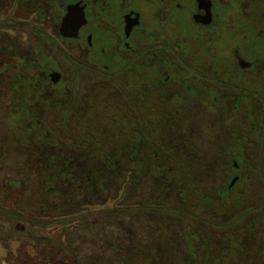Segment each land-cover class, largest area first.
<instances>
[{"label":"flooded vegetation","instance_id":"flooded-vegetation-1","mask_svg":"<svg viewBox=\"0 0 264 264\" xmlns=\"http://www.w3.org/2000/svg\"><path fill=\"white\" fill-rule=\"evenodd\" d=\"M243 1L225 0L218 5L217 0H0V85L11 80V65L14 68L18 65L14 62L23 59L16 43L5 47L6 29L26 31L36 41L30 59L35 78L53 90L63 87L74 92V88L86 87L81 108H65L61 118L62 128L83 130L60 140L48 137L46 130L53 127H43L34 113V104L42 97L32 100L31 95L30 100L24 95L13 102L12 123L35 120L26 130L31 131L33 125L40 130L35 141L51 148L45 153L47 162L59 158L67 172L69 161L94 162L95 171L88 174L85 163L76 164L71 172L77 177L79 192L68 193L72 187L66 178L61 181V198L82 201L81 208L105 205L107 200L100 204L97 199L110 186L123 182L120 193L142 178L163 194L177 193L187 208L157 201L129 205L126 210L135 206L145 211L142 215L163 218L171 214L176 220L195 221L207 214V222L199 225L204 228L174 235L186 242L191 257L186 264H226L230 243L238 248L237 257L252 248L258 264H264V0H247L246 7ZM20 9L28 13V19L16 17ZM16 39L11 37L12 42ZM57 39L65 45V59L71 57L73 74L55 68L47 45ZM90 74L91 83L84 85ZM35 78L31 74L30 83L13 79L11 86L18 94L32 91ZM33 89L38 92L39 84H33ZM54 104L58 107V102ZM101 112H108L109 117H102ZM96 118L95 124L114 126L117 145L105 148L84 133L94 128L91 119ZM28 135L12 147L32 148L24 143ZM166 135L168 144L163 139ZM209 135H213L211 143ZM181 144L191 145L188 155L180 150ZM148 161L159 164L153 167ZM103 162H110L112 168L105 170ZM85 175L91 186L85 184ZM183 176L210 179L208 186L191 189L192 203L183 197L188 190L171 182ZM152 219L161 227L156 238L163 242L170 230L160 218ZM216 226H220L216 228L220 238L212 231ZM213 241L224 242L223 250L211 251ZM143 249L138 252L146 258L142 264H162L169 258L167 246L147 243Z\"/></svg>","mask_w":264,"mask_h":264},{"label":"rangeland","instance_id":"rangeland-1","mask_svg":"<svg viewBox=\"0 0 264 264\" xmlns=\"http://www.w3.org/2000/svg\"><path fill=\"white\" fill-rule=\"evenodd\" d=\"M217 1L218 5L225 3V0ZM243 2L246 7L248 1ZM139 4L143 7V3ZM56 10L52 12L56 13ZM24 12L23 9L22 11L21 9L17 10L16 15L20 16H15L25 19L28 13L25 14ZM145 15L148 17L150 14L145 11ZM4 19L6 20V18ZM5 20L3 25L6 28ZM3 34H5L6 39L5 47L16 43L18 45L17 53L23 59L15 61L14 63L18 65L14 68H12L14 65H11L10 73H8L11 80L4 81L0 85V142L4 144L1 146L2 148L0 147V264H142L146 258L138 255V252H143V247L147 243L157 244L164 248L167 246L170 251L169 258L163 260L162 264H186L191 259L187 256L186 242L175 239L174 235H183L190 232V229L204 228L199 225L201 221L207 222L209 216L206 214L199 221L186 217L176 220L171 214L162 216L163 218L150 213L142 215L141 213L145 211L140 212L136 210L135 206L126 210V206L129 205L155 203L157 201L164 202L169 207L179 205L187 208V206L182 205L177 193L163 194L161 190H154L149 179L142 178L120 193L119 189L123 182H116L109 187L106 195L97 199L101 202L100 204L107 200L108 203L105 205L81 208L82 201L74 199L72 200L74 203L72 201L67 202L55 194L44 196L42 199L37 198L42 187V169L46 161L45 153L48 154L51 148L35 141V135L39 134L40 130H35L34 125L31 131L26 130L30 122L35 123L32 117L20 120V124L12 123L13 102L15 103V100L21 99L24 95L27 96L26 99L30 96V100L31 95L32 100L42 97L34 104V113L40 117L38 121L43 127H49V129L53 127L52 130H46V132L49 131L47 135L50 136L48 137L60 140V137H70L76 134L78 136L83 130L74 127L62 128L61 118H63L65 108L75 110L81 108L86 87L74 88V92L72 90L65 91L63 87L53 90L43 79L35 78V64L33 62L31 65L30 59H32V49L36 41L33 38L31 40L26 31L12 33L5 29ZM247 34L248 32L245 31V35ZM11 37H16L19 40L16 39L12 42ZM47 47L52 52L56 62L55 68L57 67L59 72L75 73V67L71 66V57L67 61L63 56L66 54V50L65 45L60 43V39L52 41ZM74 52L75 50H69L71 54ZM40 73L41 70L36 74ZM31 74L32 79L35 78L32 80V91L22 92L21 90V94L16 93L11 86L13 79L18 80L17 78H19L25 83H30ZM92 78L91 74L85 76L84 85L90 84ZM33 84H39L38 92L34 91ZM56 102H58V107L54 104ZM101 115L102 117H109L108 112L105 114L101 112ZM91 121L94 123V128H86L84 130L86 135L92 136V139L102 143L105 148H112L117 145L113 137L114 126L95 124L98 121L97 118L91 119ZM210 130L212 132L213 129L210 128ZM203 132H206L205 129ZM28 133L30 138L28 143H24L32 148H25L27 146L22 147V149L12 147L14 141H23L25 134ZM169 135L163 137L167 144L169 143ZM212 136L209 135L210 143L213 139ZM170 137L174 138V136ZM180 137L184 141V137L182 135ZM187 141L190 142V140ZM125 142L123 140L121 145H124ZM82 143L80 142L81 145ZM59 145H63L62 141ZM173 145L170 147L173 148ZM213 147L216 145L214 144ZM67 148L69 151L74 149L72 145ZM91 148L93 147L91 146ZM203 148L205 147L203 146ZM206 148L208 147L206 146ZM190 149L191 145L189 144L180 145L183 154L188 155ZM186 155L183 157L188 159ZM148 162L153 167L159 164L156 161ZM172 164L173 162H170V165ZM196 176H183L181 179L177 178L175 183L171 181L173 184L188 190V193L183 195L187 203H192L194 200L195 194L192 191L195 185L206 187L209 184V178ZM58 189L62 190L61 186ZM250 189L253 191L252 187ZM106 196L110 199L108 200ZM154 217L160 218L170 230L163 242L156 238L161 234V227L157 221L152 219ZM216 221L219 222V220ZM216 228H220V226L214 227L212 231L216 237L219 236L220 238L221 232ZM153 237L157 239L156 242L150 241ZM262 240H264V235ZM223 244L222 241H213L210 249L214 252L223 250ZM235 250L238 248L230 243L227 251L229 252V259L226 264H258V260L254 257V249L249 248L238 257Z\"/></svg>","mask_w":264,"mask_h":264},{"label":"trees","instance_id":"trees-1","mask_svg":"<svg viewBox=\"0 0 264 264\" xmlns=\"http://www.w3.org/2000/svg\"><path fill=\"white\" fill-rule=\"evenodd\" d=\"M39 139L36 140V142L40 143L38 141ZM41 141L45 142L46 138H43ZM44 144V143H43ZM85 163L86 164V173L88 174V172H93L95 171V164L92 160L90 161H74L71 162L69 161V167H70V171L67 172L63 169L62 164H61V160H59V158H53L50 160V162H44V167L42 169V187L40 188L39 192H38V196L37 198L42 199V197L44 196H50L55 194L56 196H61L62 195V190L58 189V187L61 186V181H63V179L65 180L66 178H69L71 180L70 182V187H72L71 190H69V194L72 195L77 194V192H79L77 186L78 184L76 183V176L75 174H73L71 171H73L75 169L76 164H81ZM104 166H105V170H109L110 168V162H103ZM73 176H72V175ZM84 182L85 184H88L89 186H91V183H87V176L85 175L84 177ZM87 192V191H86ZM73 194V195H74Z\"/></svg>","mask_w":264,"mask_h":264}]
</instances>
